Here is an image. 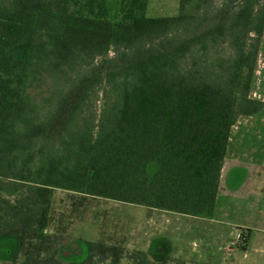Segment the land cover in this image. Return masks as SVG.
<instances>
[{"label": "trees", "instance_id": "16d2710c", "mask_svg": "<svg viewBox=\"0 0 264 264\" xmlns=\"http://www.w3.org/2000/svg\"><path fill=\"white\" fill-rule=\"evenodd\" d=\"M191 1L180 0L177 15L147 16L148 0H120V16L109 18L70 11L71 0H0V237H16L14 257L45 210L37 187L193 216L214 209L231 128L263 108L249 92L264 0L183 12ZM195 1L199 9L208 0ZM220 43L229 54L209 56ZM110 49L103 75V63L92 68L109 90L97 122L75 119L87 74L43 117L28 88ZM62 240L45 237L42 257L27 264L111 257L97 241ZM159 241L123 264H206L159 257Z\"/></svg>", "mask_w": 264, "mask_h": 264}, {"label": "rangeland", "instance_id": "374dc122", "mask_svg": "<svg viewBox=\"0 0 264 264\" xmlns=\"http://www.w3.org/2000/svg\"><path fill=\"white\" fill-rule=\"evenodd\" d=\"M196 5L197 2L192 0L183 12L211 14L223 7L233 9L238 2L208 0L199 9L195 8ZM92 9L93 14L118 18L120 0H92L91 3L88 0H71L69 3L70 11L90 14ZM180 11V0H148L145 14L171 16L179 14ZM227 54L229 48L225 43L208 50L211 57ZM113 56L114 50L110 49L107 55L95 57L90 65L77 66L65 75L46 74L30 86L27 93L40 105L41 114L46 117L55 108L60 95L77 84L83 74H87L90 80L81 85L87 92V98L75 119L86 120L89 125L95 124L109 97V90L92 68L103 63L100 69L103 75L108 66L107 58ZM236 119L231 128L233 132L242 117L237 116ZM228 159L234 158L228 156ZM34 190L45 208L40 222L32 233L24 236L16 257V237H0V264H27L37 261L42 254L35 255L36 245L40 249L41 241L51 235L57 239L64 238L62 243L77 238L106 245V253H110L111 257L102 264L126 263L138 250L147 251L151 248L154 240L158 238L160 249L156 248V255L159 257L168 254L177 260L206 264H264V228L250 230L241 227L254 225V216L252 214L251 219L246 221L242 217V210L231 216L228 199L223 200L224 203L219 208L214 207L209 214L193 216L102 197L84 196L59 188L37 187Z\"/></svg>", "mask_w": 264, "mask_h": 264}, {"label": "crops", "instance_id": "0c3cea01", "mask_svg": "<svg viewBox=\"0 0 264 264\" xmlns=\"http://www.w3.org/2000/svg\"><path fill=\"white\" fill-rule=\"evenodd\" d=\"M250 93L252 96L256 93L253 97L263 102V108L253 115H239L242 121L230 133L215 207L219 208L228 199L231 216L238 210L243 211L246 221L254 216V225L241 227L258 230L264 228V30Z\"/></svg>", "mask_w": 264, "mask_h": 264}, {"label": "built area", "instance_id": "2783aa9c", "mask_svg": "<svg viewBox=\"0 0 264 264\" xmlns=\"http://www.w3.org/2000/svg\"><path fill=\"white\" fill-rule=\"evenodd\" d=\"M254 74V73H253ZM249 95L252 97V98H254L253 96H256V93H253V96L251 95V93L249 92ZM255 99H257V98H255Z\"/></svg>", "mask_w": 264, "mask_h": 264}]
</instances>
